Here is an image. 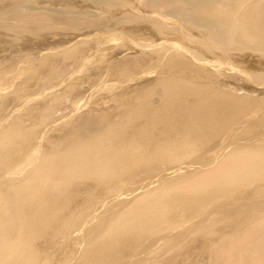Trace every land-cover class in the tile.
<instances>
[{
  "label": "bare ground",
  "instance_id": "1",
  "mask_svg": "<svg viewBox=\"0 0 264 264\" xmlns=\"http://www.w3.org/2000/svg\"><path fill=\"white\" fill-rule=\"evenodd\" d=\"M138 1L143 2L144 0ZM147 1L148 4L151 3V6L154 5L155 0ZM157 1L160 4L153 10L156 8L155 11L159 13V16L151 13V25L160 35L167 36L157 44L141 45L143 43H140L135 48L141 49L132 56L127 53L117 56L116 61L120 63L113 66V72L117 78H121L120 82L125 83V79L128 81L137 79L133 78V76L138 77L136 67L146 65L140 73L148 81L141 83L140 75L138 82L134 83L135 87H131L129 91L120 95L116 91L118 96H114L113 100L111 97V99L108 98L109 101L119 104L120 106H117L121 111L116 117L109 116V120L112 117L114 119L108 124L106 131L93 133L91 126V135L86 139H78L81 136L80 132L83 131H79L80 135L78 134L76 138L74 132L77 130L70 127L69 138L62 139L61 143L58 141L42 152L41 143L45 134L41 133L39 137L35 135L36 132L34 134L37 124L31 123L29 129L26 132L23 131V134L19 126L12 124L14 121L7 130L6 124H3L2 118L0 119V264H177L179 258L180 260L182 258L179 264L185 261H191V264H217V257L213 255L210 245H203L205 247L189 255L190 246L193 248V245L197 244L196 231L208 233L195 219L173 221L182 224L177 228L173 226L168 229H159L152 225L155 221H132L129 218L128 221H124V216H120V211L138 192H142L143 189L155 183L162 185L163 182L178 176L181 170L184 172L187 170L186 165L178 168L170 166L171 168L164 170L162 175H157L159 177L151 175V179L145 177L146 181L150 179L148 183L132 188L131 181L134 177L138 174L146 175L158 168L159 165L155 167L153 163H150L155 159L152 154L157 147L162 144L167 146L165 155H172L175 158L183 157L182 155H185L187 151L191 154L189 150L194 149L192 153L199 151L198 157L201 158L202 165L199 166L197 162L199 169L197 173H204L210 170V167L211 169H214V165L216 167L212 161L220 158L226 149L223 147L225 148L223 150L222 146L220 150L216 148L217 150L214 149L216 152H211V155L208 153V158L205 148L212 149V144L217 141L224 144V141L232 140V137L238 135L237 133H242V135L239 134L240 138H237L234 143L242 147L241 149L228 147L231 150L229 149L225 157L236 165H240V160L246 161V164L240 169L228 168L229 173L235 171L238 176L234 184L227 182L219 184L211 179L206 184L195 185L201 183H195L196 178H192L195 184H188L192 186L182 187L177 192L164 195L161 205L170 213L172 210L181 208L182 212L189 216L195 214L201 216L214 208L215 210L211 213L213 221H232L231 223L236 226L241 225L237 220L227 218L228 215H236L244 217V222L257 221L258 226H264V86L260 90L246 85L235 86L233 81L236 82L237 78L230 81L229 78L219 79L217 77L216 72L221 69L215 64V60L213 62L201 60L193 54L186 59L179 53L183 46L177 39L193 42L192 31L184 23H178L176 15L174 17L168 15V1L162 3L161 0ZM222 1L220 0L217 6L208 9L207 15L214 16L215 12L216 17H214L219 20L226 15L222 21L231 26L230 33L240 31L252 40L250 33L245 31L251 28L256 30L264 25V22L258 18L261 14L259 12H262L264 0H262L263 4L260 0H236L233 4L235 6L230 11L228 6H225L226 4H221ZM230 13L232 14L229 17ZM17 19L19 20L18 17ZM164 28L169 30V33H165ZM154 29L152 30L155 31ZM200 36L209 41L215 35L202 30ZM215 40L212 41L216 43L217 38ZM228 40L232 39L228 37ZM228 47L226 48L229 49ZM207 48L209 51L212 48L215 49L213 45ZM43 50L37 51L34 57L35 63L43 60L44 64H50L52 59L60 54L50 49V46ZM62 57H67V60L73 58L68 54ZM66 59H64L65 62ZM124 59H129L131 62L125 64ZM246 60L242 61L244 65L249 66L254 63L250 59L248 60L251 63H247ZM256 61L255 65L259 66L257 68L264 66V63H260V59ZM113 62L115 60L107 63L109 67L106 75H109ZM21 63L17 61L16 64L7 65L4 70H1L4 75L8 74L11 77L5 78L0 75V92L15 91L16 93V82L22 80L23 75L34 67L32 64L29 67ZM222 71L226 72L225 70L219 72ZM243 75L245 72H240L238 76L243 79ZM195 79L197 82L194 81ZM88 81L91 82L89 79ZM111 90H113L112 86ZM240 91H245V94H237ZM154 97L157 99L154 100ZM57 102V97H52L51 103L47 105L50 108L47 106L44 108L41 104L37 107H30L35 111L42 108L38 114L39 117L36 114L38 111L35 113L31 110L39 119L36 121L39 126L42 124L43 127L45 126L49 120L47 111L53 109L52 106ZM78 103L80 105V102ZM79 105L75 106L79 109ZM29 115L24 114L16 118L19 121L24 118L30 121L33 115ZM74 115L72 114V117ZM70 119L72 118L65 120L67 124ZM79 120L82 119L79 118ZM91 120L88 121L91 122ZM19 121L18 124L21 125L22 122ZM88 121L79 122L83 125H90ZM105 121L100 120L102 123ZM240 126L242 128L239 131ZM82 127L84 126H81V129ZM96 127H94L95 130L98 129ZM85 133L88 136V132ZM99 139L106 143L109 142V147L106 146L105 149L103 148L105 145L97 147L95 143ZM179 144L186 145L189 150L177 149ZM119 148L126 149L128 151L126 156L129 158L130 155L134 157L123 167L109 160V157L113 155L109 153H114L112 150ZM83 149L87 152L82 153ZM102 153L106 154V157L101 159V163L95 161L96 156ZM167 159L169 160L168 157ZM160 161L162 164L166 163L164 159ZM80 163H85L83 168L88 170L86 174H76L74 169ZM94 164L98 167L93 171ZM141 164L145 165L141 166ZM114 170L117 173L112 174L111 171ZM87 179L91 181L88 186L91 190L86 194L85 199L81 200L79 198L82 196L80 192L82 183L79 182ZM251 190L258 191L257 197L245 193ZM145 199L148 200V197ZM132 207H134L133 204ZM132 212L133 208L131 215L127 213L128 217L134 216ZM148 215L146 216L150 217ZM145 220H147L146 217ZM141 231H147V234L143 236ZM219 239L223 246L229 242V238L223 236ZM40 240L42 243L36 244ZM224 264L227 262L224 261Z\"/></svg>",
  "mask_w": 264,
  "mask_h": 264
},
{
  "label": "rangeland",
  "instance_id": "2",
  "mask_svg": "<svg viewBox=\"0 0 264 264\" xmlns=\"http://www.w3.org/2000/svg\"><path fill=\"white\" fill-rule=\"evenodd\" d=\"M163 1H168L169 3L167 9L168 15L173 17L176 15L177 22L184 23L186 26H188V29L192 31L191 36L194 40L193 42L177 39L178 42L183 46V48L179 50L181 55H183L186 59L193 54L201 58V60L210 62L215 60V64L218 65L221 70L226 71L219 72L221 71L219 70L216 72V75L219 79L229 78L230 81H232L237 78L238 80L236 82L233 81L235 86H238L239 84L240 87L246 85L251 86L253 89H263L264 66L262 68H257L259 66H257V64L255 65V63H257V59H260V63H264V25L257 28L256 30L251 28V30L245 31L248 32V34H251H249V36L252 38V40H250L248 36L242 34L240 31L238 32L239 34L233 32L230 33L231 26L222 21L225 19L226 15H223L222 19L220 20L219 18H215V12V17L207 15V10L211 9L213 6H217L220 0H161V3ZM235 1L236 0H223L221 4H226L225 6H228V10L230 11L233 9V6H235L233 5ZM138 2V0H0V75L5 78L11 77L8 74L4 75L1 70H4L7 65L16 64L17 61H20L22 62V65H28L29 67H31V64L34 65V67H31L32 69L26 75H23L21 78L22 80L16 82V93L15 91H4L3 93L0 92V119L2 118L3 124H6L7 130L13 121L14 122L12 124L19 126L23 134L29 129L31 123H34L35 125L37 124L34 134L36 132L35 135L37 137H39L41 133L45 134V138L42 140V143L40 142L42 152H45L50 148V146L57 143L58 141L61 143L63 141L62 139L69 138L68 133L70 127H74L77 130L74 132L75 137L77 136L76 138H78L81 133V136L78 139H86L89 137L91 135V126L93 133L95 131L99 133L106 131L105 129L109 127L108 124L113 121V117L118 116V113L121 111L119 107L120 105L113 101H109L108 98L111 97L112 99H110L113 100L114 96H118L117 94H123L129 91L131 87H135L136 85H134V83L138 82L137 79L138 77L140 78V72L143 71L147 66L136 67L138 77L133 76V78L135 77L137 79H134L133 81H128L125 79V83L123 82V84L119 80L121 78H117L113 72V66L120 63L119 61H116L117 56L119 57L123 53H127L129 56H132L133 53L135 54L141 49L135 48L140 43H143L141 45H144L145 43L157 44L160 42V40L167 36L160 35L152 27L150 21L151 13L153 15L159 16V13H157L155 10L159 6L160 2L155 0L153 3L154 5L152 6L150 2L148 4L147 0L139 2L140 4ZM260 2L263 4L262 0H260ZM154 7H156L155 10H153ZM259 13L261 14L258 18L264 22V6L262 12ZM231 14L232 13L229 14V17ZM17 17L20 21L17 19ZM202 30L213 33L215 36L213 39H211V37L209 41H206L200 36ZM163 31L165 33H169V30L166 28H164ZM215 37L217 38V42L220 44L212 41L216 39ZM228 37H230L232 40L229 41ZM211 41L212 43H210ZM212 45L215 47V49L212 48L211 51H209L207 46ZM48 46H50V49L60 53L59 56L52 59L50 64H44L43 60L35 63L34 57L37 54V51H44L43 48ZM216 47L218 49H216ZM226 47L231 50L227 49ZM66 54L73 58H69V60H67V57H62V55ZM64 59H66V62ZM248 59L254 61V63L252 62L253 64L249 66L248 64H245V66L242 61L246 60L248 61L247 63H251V61ZM113 60H115V62L111 64L112 68L109 70V75H106L105 73L109 67V61ZM123 62L126 64L131 61L129 59H124ZM1 67H3V69H1ZM240 72H245V75L246 73H249V75L247 74L246 77L243 75L244 78L242 79V77L238 76ZM254 76L258 78H255ZM88 79L92 83L89 82ZM261 79L263 80L261 81ZM140 81L143 83L148 81V79H146V77H144L142 74ZM194 81L197 82L196 79ZM113 84H116L118 87L116 85L113 86ZM111 86L113 90H111ZM108 90L111 91L109 92ZM123 90L126 91L123 92ZM238 92L237 94L240 95L245 94V91H240V93ZM109 93L110 95H107ZM16 94L20 95L18 96ZM14 96L18 99H16ZM52 97H57L58 102L54 104L56 106H52L53 109H48L47 112L49 114V120L46 122L45 126L43 127V124L42 126H39V123H36V121L39 119L36 117L41 112L40 110H42V108L40 107L39 109H36L38 111L37 112L33 109H30V107H37V105L41 104V106L44 108H50V106L47 105L51 103ZM75 97L76 99L78 98L79 101L78 99H73ZM106 98L108 100L107 102ZM101 99H103V101ZM155 99L157 98L154 97V100ZM78 102H80V105ZM72 105H79V109L78 107L75 106V108ZM95 105L99 107H96ZM127 107L128 106H126V108ZM31 110L35 111V113L37 112V116ZM24 114H31L29 116L33 115L32 119L30 120V117H28L30 121H27L26 118L22 119L21 121L17 120L19 116ZM72 114L75 115L72 117ZM109 116L113 117L109 120ZM70 117L74 119H70L67 124L65 120L69 119ZM78 117L81 118L84 123L92 119L91 122H93L94 125L89 121L88 122L90 125H83L82 120H79L82 123L78 121ZM74 120L76 123L78 122V125ZM97 120L98 122H96ZM100 120H102V122L105 120L106 121L105 123H102ZM18 121L22 122L21 125L18 124ZM80 124L81 126H84L82 129ZM95 124H98L97 127ZM104 124L107 126H104ZM241 126L239 127V131L242 128ZM94 127L98 129L95 130ZM81 130L83 132L79 133ZM85 132H88V136ZM237 134L242 135V133ZM238 135L232 137V140L229 139L228 141H224V144H221L220 141L214 142L212 144L213 147L215 146L214 148L212 147L213 151L210 147L205 148L207 155L208 153L211 155L212 153L216 152V148L220 150L225 147L226 149L223 148V150L225 149V153L220 158L212 161L213 164H216V167L214 165V169H211L210 167V170H207L204 173H197L199 171L198 165H196L197 162L199 163V166L202 165L201 158L198 157L199 151H197V153H192L194 149L189 150L186 145L179 144L177 149L181 148L191 152L190 154L187 151L185 155H182L185 158L184 159L183 157L175 158L172 155H165L167 154L165 153L167 146H163V144L162 146L157 147L152 154V157L155 159L151 160L150 163H153L155 167H157V165L160 166V164L161 166H158L156 170L148 172L146 175L138 174L137 177H134L131 181L133 183L132 188L139 187L140 184L143 183H148L152 177H159L157 175H162L161 173H164V170L171 167L178 168L186 165L185 167L187 170L184 169L186 170L185 172L181 170V174L179 173L180 176H175V178H172V180L170 179L166 182H163L162 185L161 183H155L153 186L151 185L148 188L143 189L142 192H138L137 195L132 196L127 201L125 206L126 208H123L124 211H127L124 212L123 209H121L120 216H124V221H128V218L132 221H155L152 225L159 229H168L173 226L174 228H177L182 224L180 222H176V224L173 221H181V219L183 221H191L195 219L197 223L202 225L203 230L208 231V233L204 234L200 230L196 231L197 244L193 245V248L190 246L191 248L188 250H191V252H189L190 256L194 251L200 249L201 247H205L203 245H210L212 246L213 255L217 257V264H224V261H226L227 264H264V226H258L257 221L244 222V217L228 215V219L237 220V222L241 224L236 226L231 223L232 221H213L211 219V213L215 210L214 208L210 209L201 216L197 214L189 216L182 212L183 209L181 208L172 210V213H170L168 210H164L163 206L161 205L164 195L177 192L179 189H182V187L188 188L192 186L188 184L194 183L193 179L195 178V183H201H194L195 185L206 184L211 179H214V181L219 184L225 182L234 184L237 181L238 176L235 174V171L229 173L228 168L231 169L232 167V170L234 168L240 169L242 166L244 167L246 161L240 160V165H236L235 163H231L229 160H227L225 156L231 149H241V145H235L234 143L235 140L241 136ZM96 141L97 142L95 144L97 147L100 145L102 147L105 145L103 147L104 149L106 146L109 147V142L106 143V141L104 142L101 139ZM231 144H234L236 147ZM228 147H231V149ZM112 151L114 153H109L110 155L113 154L109 157V160L121 167L134 158L132 155H130V158L129 156H126L128 155V151L126 149L119 148ZM81 152L84 153L87 151L83 149ZM162 152L164 154H161ZM162 155L165 156L163 157ZM209 155L207 156L208 158ZM105 157L106 154H99L96 156L95 161L101 163V159L103 160ZM167 157L171 162L167 159ZM160 159H164L166 163L162 164ZM223 159H226V162ZM144 165L145 164H141V166ZM84 166L85 163H80L77 165V170L74 169L76 174L78 173L77 175H82L84 173L86 174L88 172V170L83 168ZM96 167L98 166L94 164V169L92 170H96ZM115 170L111 171V173H117ZM197 176L198 178L200 177L199 180ZM145 177H149L150 179L146 181ZM88 180L89 179L81 180V182H79L82 183V186L80 187L82 196L79 198L81 200H84L86 194L91 190L90 187H88L91 184V181ZM245 193L255 197L258 195V191L253 190L247 191ZM149 195H151V197ZM146 197H148V200L145 199ZM131 203L134 207H132ZM132 208V214L134 213V216L128 217L129 213L131 215ZM147 214H149L148 216L150 217H147ZM245 214H247V211H245ZM145 217L147 220H145ZM141 233L144 236L147 234V231H141ZM213 234H217L218 237ZM220 236L229 238V242L224 246L221 245V242L219 241ZM40 243H42V240L36 242V244ZM40 253H43V251H40ZM181 261L182 258L181 260L179 258L177 264H179ZM183 264H191V261H185Z\"/></svg>",
  "mask_w": 264,
  "mask_h": 264
}]
</instances>
